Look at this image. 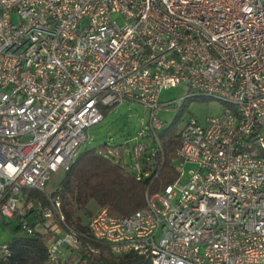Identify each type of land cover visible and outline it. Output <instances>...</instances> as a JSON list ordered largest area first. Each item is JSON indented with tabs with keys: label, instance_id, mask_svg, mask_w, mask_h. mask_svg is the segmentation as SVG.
<instances>
[{
	"label": "built area",
	"instance_id": "built-area-1",
	"mask_svg": "<svg viewBox=\"0 0 264 264\" xmlns=\"http://www.w3.org/2000/svg\"><path fill=\"white\" fill-rule=\"evenodd\" d=\"M176 85L187 88L178 105L220 104L178 132L176 158L194 165L185 182L177 165L178 178L146 193L133 214L101 207L86 233L67 226L44 192L50 172L70 166L102 108L132 100L150 112L132 169L136 179L156 175L155 111L171 103L160 92ZM262 128L264 0H0V215L22 216L24 189L45 193L40 217L61 222L47 264H65L63 247L85 264L104 252L132 253L138 264H264ZM18 227L45 231L23 218ZM9 253L0 242V259Z\"/></svg>",
	"mask_w": 264,
	"mask_h": 264
},
{
	"label": "trees",
	"instance_id": "trees-1",
	"mask_svg": "<svg viewBox=\"0 0 264 264\" xmlns=\"http://www.w3.org/2000/svg\"><path fill=\"white\" fill-rule=\"evenodd\" d=\"M159 138L162 149L156 175L144 179H136L134 170L123 161L121 145H101L79 153L64 170L58 187L48 194L58 200L64 223L78 233H86L87 222L93 215L88 206L90 201L98 209L106 207L109 215L129 216L144 207L146 193L163 191L166 185L175 181L178 178L175 153L180 144L179 133L167 130L159 134ZM22 194L25 196L24 211L32 213L31 222L40 224L45 231L36 229L26 235L19 232L17 224L12 239L7 242L10 253L0 259V264H47L49 241L58 235L53 224L61 226V222L56 216L50 222L40 217L39 209L49 205L44 192L24 189ZM138 259L132 253L118 257L101 256L98 264H138Z\"/></svg>",
	"mask_w": 264,
	"mask_h": 264
},
{
	"label": "rangeland",
	"instance_id": "rangeland-1",
	"mask_svg": "<svg viewBox=\"0 0 264 264\" xmlns=\"http://www.w3.org/2000/svg\"><path fill=\"white\" fill-rule=\"evenodd\" d=\"M116 21L121 24V17L115 15ZM187 88L183 85L176 87H168L163 89L159 95V101H170V105L165 108L155 111V118L162 123V127L159 129L158 134H163L167 130H173L179 132L182 126L186 123L189 117H195L198 121L203 122L205 117L216 115L220 111V104L215 99L206 98H194L186 99L181 105H178L176 100L182 97ZM103 119L97 124L88 127L87 139L79 147L75 157L84 151L85 149L98 148L101 145L116 146L121 145V152L123 155V161L129 165V169H132L133 159L131 158L132 147L136 142V134L140 128L141 123L146 124L149 120V110L145 109L143 105L137 101L123 100L121 103L115 104L110 107H104L101 109ZM264 136V128L261 129L260 134ZM142 141V138H138ZM74 157V158H75ZM175 164L181 169V175L179 177V183H184L188 176V171L194 168L193 164L181 165L179 159H175ZM64 175L63 169L51 171L49 178L45 184L44 192L51 194L60 183L61 178ZM26 190H30L29 188ZM24 195L19 194V204L24 201ZM159 205L158 202H156ZM89 208H92V213L97 211V207L93 201L88 204ZM33 214L26 215V220L30 221ZM21 217L17 213L11 219H4L0 215V242H8L13 237V230L19 223ZM47 222H50L48 220ZM69 255L70 261L68 264H85L82 261L79 262V256L69 249H65Z\"/></svg>",
	"mask_w": 264,
	"mask_h": 264
},
{
	"label": "crops",
	"instance_id": "crops-1",
	"mask_svg": "<svg viewBox=\"0 0 264 264\" xmlns=\"http://www.w3.org/2000/svg\"><path fill=\"white\" fill-rule=\"evenodd\" d=\"M24 201L21 203L20 202V205H19V211L20 212H22L23 214H22V217H26V215L27 214H29V213H27L26 211H24ZM20 216V215H19ZM33 218V217H32ZM26 219V218H25ZM30 221H32V219L30 220ZM33 222H34V220H33ZM4 243H7V242H4ZM64 253V255H63V259H64V263L65 264H68L69 263V261H70V258H69V255L67 254V252L64 250L63 251ZM101 256H111V257H115V256H112V255H110V254H108V253H106V252H104Z\"/></svg>",
	"mask_w": 264,
	"mask_h": 264
}]
</instances>
